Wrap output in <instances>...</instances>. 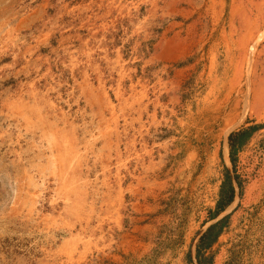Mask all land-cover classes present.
<instances>
[{"label": "rangeland", "instance_id": "1", "mask_svg": "<svg viewBox=\"0 0 264 264\" xmlns=\"http://www.w3.org/2000/svg\"><path fill=\"white\" fill-rule=\"evenodd\" d=\"M259 33L264 0H0V264H197L224 217L205 263L264 264Z\"/></svg>", "mask_w": 264, "mask_h": 264}, {"label": "trees", "instance_id": "2", "mask_svg": "<svg viewBox=\"0 0 264 264\" xmlns=\"http://www.w3.org/2000/svg\"><path fill=\"white\" fill-rule=\"evenodd\" d=\"M254 130L255 127H249L246 129H241L237 132H233L228 136L229 159L232 163L234 162L238 151L243 147V145H245ZM234 194L235 189L232 184V180L226 172L225 179L220 186L216 208L213 212H210L209 220L215 219L221 212L225 210L226 207L232 203ZM225 220L226 218L224 217L220 221L210 225L199 237L195 248V259L197 264H206L205 262H207V258L204 254L216 242L221 232V225Z\"/></svg>", "mask_w": 264, "mask_h": 264}, {"label": "bare ground", "instance_id": "3", "mask_svg": "<svg viewBox=\"0 0 264 264\" xmlns=\"http://www.w3.org/2000/svg\"><path fill=\"white\" fill-rule=\"evenodd\" d=\"M262 37H264V34H258L256 37H255V39H254V41H253V43L252 44H250V45H248V50H249V54H251L252 53V51H254V46H255V44L257 43V42H259L261 39H262ZM252 42V41H251ZM247 54H248V51H247ZM252 55V54H251ZM250 56V55H249ZM249 61V60H248ZM247 62V59L245 60V63ZM246 99H247V97H246ZM245 99V100H246ZM245 103H246V101H245ZM109 104V103H108ZM236 106H238V104L236 105ZM217 109V108H216ZM215 109V110H216ZM219 110V109H218ZM222 110V109H221ZM220 111V110H219ZM218 111V112H219ZM232 111V110H231ZM235 111H236V109H235ZM230 112V111H229ZM216 114H217V112H216ZM221 114V113H220ZM219 114V115H220ZM231 114V113H230ZM232 114H234V112L232 113ZM236 114V113H235ZM222 115V114H221ZM224 116H226L225 114H224ZM223 116V117H224ZM234 116V115H233ZM219 118H220V116H218ZM214 118H217V117H214ZM231 118V117H230ZM216 120V119H215ZM233 121V120H232ZM230 123H232L231 121H226V126H230ZM225 124V123H224ZM231 127V126H230ZM229 128V127H228ZM227 158V157H226Z\"/></svg>", "mask_w": 264, "mask_h": 264}]
</instances>
